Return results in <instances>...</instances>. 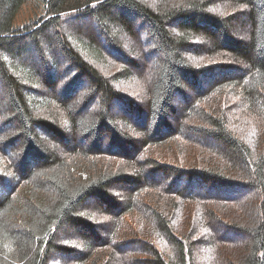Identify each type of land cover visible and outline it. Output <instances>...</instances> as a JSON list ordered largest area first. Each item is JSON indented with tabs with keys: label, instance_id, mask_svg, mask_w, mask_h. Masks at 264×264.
Wrapping results in <instances>:
<instances>
[{
	"label": "trees",
	"instance_id": "obj_1",
	"mask_svg": "<svg viewBox=\"0 0 264 264\" xmlns=\"http://www.w3.org/2000/svg\"><path fill=\"white\" fill-rule=\"evenodd\" d=\"M22 5L37 13L16 22ZM238 23L241 33L233 34ZM126 41L135 45L128 46L132 52L123 50ZM140 53L144 63L134 60ZM203 75L207 78L200 80ZM225 85L256 99V112L264 117V0H0V155L9 161L6 174L0 173V264H48L51 254L57 255L54 264H110L116 253L132 254L130 262L117 264H133L136 250L146 247L154 264H196L192 250L187 252L190 262L184 251L183 238L191 240L192 231L221 244L243 242L245 235L249 241L237 247L242 250L230 264H264V132L254 135L250 145L243 129L250 132L254 125L235 118L228 107V115L215 116V107L201 112L208 125L190 119L197 101H209ZM137 88L147 96L139 98ZM176 93L188 101L181 98L174 108ZM111 102L123 106L125 116H136L135 122L117 119L109 111ZM140 114L145 121L138 120ZM168 115L175 118V132ZM161 129L167 134L158 135ZM180 129L203 142L180 135ZM173 134L227 162L233 156L239 163L233 166L246 179L219 168L182 166L183 154L173 156L155 145ZM67 137L73 144L65 142ZM108 158L122 164L104 163ZM200 158L185 156L190 163ZM26 183L32 192L22 198L40 201L20 214L16 200ZM156 186L160 196L169 198L166 206L142 198L144 188ZM252 188V201L243 207L252 210L254 201L259 213H250L247 222L234 217L229 222L210 208L203 210V218L188 214L183 230L166 216L181 206L178 201L238 205ZM120 193L127 194V201ZM136 194L145 202L137 203ZM137 204L144 214L157 216L158 229L177 250L174 256L163 259L148 234L120 225L118 217L131 222ZM18 216L32 220L22 230L7 228ZM192 220H198L195 228ZM63 229L69 234L60 238ZM220 248L214 257L225 261Z\"/></svg>",
	"mask_w": 264,
	"mask_h": 264
},
{
	"label": "rangeland",
	"instance_id": "obj_2",
	"mask_svg": "<svg viewBox=\"0 0 264 264\" xmlns=\"http://www.w3.org/2000/svg\"><path fill=\"white\" fill-rule=\"evenodd\" d=\"M37 13L36 10L34 9H30V5H22L21 9L19 10L18 14L14 17V20L16 22H20V21H24L27 18L33 16L34 13ZM67 28H73V25L67 24L66 26ZM242 30V27L240 26V23H238V27H236L235 29L232 30L233 34H240ZM123 38H127L126 34H121ZM241 36V35H238ZM127 44V41H126ZM129 47H135V45L129 43L126 46H123V50L125 52H132L131 49L132 48H128ZM135 54V52L133 53ZM133 54L131 55V58L133 57ZM134 58V57H133ZM136 61H138L139 63H144L146 58H144L143 53H140L137 57H135ZM100 64H102L100 62ZM148 72L150 70H147ZM227 71L223 70L220 72H215L213 76H217L219 74H225ZM17 75L20 74V72L15 73ZM143 74H139V76H137V79L139 81H143ZM121 78V77H120ZM207 78V75H203L200 76V80H203ZM128 79V78H127ZM188 82H192V79H188ZM143 84V82H142ZM138 92H139V98L140 97H144L147 96L146 91L143 88H137ZM1 95L3 96V92H0ZM230 95L232 97L229 96L228 99H225L227 95ZM216 96L217 98H215L214 100L213 97ZM98 98L95 99V101H97ZM245 99L249 100V104H244ZM215 100H220V103L218 105H215ZM239 101L237 102V104L235 105L234 102L235 101ZM260 101L261 98L259 99ZM181 101V97L178 93L175 94V98L172 100L173 106L174 108L177 107V103ZM4 103V101H3ZM3 103L1 102L0 105L3 106ZM141 104H144L143 102ZM197 104L199 105L197 109H192L190 112V119L195 120V117H198V120H195V123H199L202 125H208L205 121H202L200 119L201 116V112L203 111H213L212 108H216V111L213 112L215 114V116L220 115V113H224L226 115H228L227 112V108L231 109L234 114H235V118H242L241 121L245 122V121H251L252 125H254V128L252 131H248L247 129H243L244 130V134L245 137L248 141V143L251 145V141L254 135L260 136L262 135V133L264 132V130L260 129L262 128V125L264 126V117L259 118L256 109L258 107V101H256V99L252 100V97L248 96V97H243V95L241 93H238V90L234 87H230V86H224L222 90L220 91H216L214 92L211 97L209 98V101H204L203 103H200L199 101H197ZM179 105V103H178ZM127 108V107H126ZM89 111V108H86ZM85 109V111H86ZM109 111L112 114H116L118 117L117 119H119L121 122L127 121L128 119L131 120L132 122H135V118L136 116H133L132 113H127L126 116L123 112V106H119V104H117L116 102H114L112 104L111 102V106L109 107ZM169 117V124H170V131L171 132H175L176 130V125H175V118L171 117L170 115H168ZM126 117V118H124ZM145 114H140L138 120L139 121H145L146 118ZM186 117V116H185ZM184 117V118H185ZM194 122V121H192ZM232 124L235 125L236 123V119L232 120L231 122ZM13 124L11 123L10 126H12ZM167 133L165 131H163L162 129L160 130L158 135H166ZM179 134L183 135L193 141L196 142H203L202 139L196 135L195 133L189 132L186 129H180L179 130ZM169 138V137H168ZM204 140L212 142L211 138L209 137H204ZM259 140V139H258ZM258 140L256 141V143L258 142ZM67 144H73L72 140L70 137H67L66 141ZM46 145H51L49 142L46 143ZM156 146H159L157 148H161L164 150H168V151H173L172 155L175 156L178 154H183L181 156L182 158V166H197L200 168H205V167H213V168H219L222 169L225 172V175H228L230 177H234V178H239V179H246V177H242L243 176V172L239 170V168H237L236 166H233L232 162H236L238 163L235 159H233V156L231 158V162H227L225 159H223L224 157H220L216 154H212L209 153L208 151H205L202 148H199L198 146H196L195 144L189 142L187 139L180 137L178 135H171L170 138L166 141H163L162 143H156ZM138 148V146H137ZM57 150L59 152H61V148H57ZM113 150H120L118 147H114ZM199 155L201 156L199 162L197 163H190V160L185 159V156H188L189 158L192 157V155ZM156 159H165L163 158V156H160L158 154H156L154 156ZM104 163L106 164H113V165H118V164H122V162L118 159L115 158H108L104 161ZM239 164V163H238ZM29 165L30 166H35V164L33 165V162L29 159ZM9 166V161H5L4 159H2V156L0 155V173H4L6 174V171L4 169L8 168ZM119 168H121L123 171H126L127 173L132 172L129 167L127 166H119ZM134 171V170H133ZM33 184V183H32ZM8 189V186H5ZM157 187V188H156ZM156 187H148V188H144L141 191V196L143 199H150V203H156L158 206L159 205H167L169 198H167V196L163 195L160 196L161 194L158 193V191H160V188H158V186ZM121 188H118L117 191H121ZM23 195L21 197H19V199H17L16 201V208L21 209V212H27L31 207H33V203L35 201V203H37V201H40L39 198H35L34 201H31V199L29 201H27L26 199H23V196H28L31 192H32V188H31V184L30 183H26L23 186ZM253 192H255V189H250L248 191V193L250 194L245 200H241V204L238 205H234L233 203H228V204H222V203H217V204H203L199 201H189V202H185L184 204L181 203L180 201H178V204L181 205L179 206L175 211H172L173 215L167 214L166 212V216L169 218L170 224L173 226H178L180 228H182L184 230V228H186V216L189 214V217H194L197 218H203V210L206 209L209 211L210 208L217 210V213L220 214V216L222 215L227 221L229 222H233V217L238 219L240 222H247L248 219V215L250 213H259L257 211V205L256 203L253 201L254 203V210H246L243 207V204H245L248 201H252V197H253ZM120 198H122L124 201H127V194L125 193H120L119 194ZM134 200L137 203H141V202H145L143 201V199H141L139 194L136 195H132ZM93 205V203H88V207L89 209H91V206ZM172 205H175L174 203H172ZM204 205H206L205 207H203ZM93 207V206H92ZM159 209H163L162 207H160ZM135 212H132L129 217L131 219V222H126L124 221L123 217L120 219V217H118V222L120 223V225H125L128 227H131L132 229H134L136 232H140L142 233H146L148 234L147 236H150L152 241L157 245V248L161 250L162 252V257L163 259L166 260V258H169V256H174V253H177V250L175 251V249H173L169 243L170 241L162 235V233L160 232L159 228V221L157 219V216L155 214L152 215L148 214H144L142 212V208L140 206V204H137V209H135ZM207 215V214H206ZM101 216L103 218H106L108 215L105 213H101ZM142 216H146L148 219H144V221L141 220ZM19 217V216H18ZM17 217V220L13 221L12 223H10V221L8 222L7 228H9L10 230L12 229H16V230H22L23 225H26V222H28L27 220L31 221L32 219L29 218L28 216H25L24 218L22 217ZM11 220V218H8ZM30 223V222H29ZM196 224H198V220L193 221L191 223L192 228L196 227ZM134 224V226H133ZM66 230V229H65ZM63 229V231L58 232V236L60 238H62L65 234H69L67 233ZM177 231L179 233H182V230L177 228ZM192 233V238L191 240H185L183 237V240L186 244H188V248H185V259L186 261H191V255H188L187 252H191L192 250V256L194 258L193 261H195L196 264H200L201 262L203 263H209V264H230L233 261V255L236 256V254H238V252H240L242 249L238 250L237 247H241V245H244V243L246 244L249 241V238L245 235H242V240L243 242H239L236 244H221V243H212L210 242V235L207 234L205 236L200 235V231L196 232H191ZM143 235V234H142ZM144 236V235H143ZM227 237L231 238L230 235H226ZM197 238V240H196ZM192 242V244H191ZM190 245V247H189ZM167 246L169 248H167ZM217 246L221 247L220 250L222 251L223 255H225V261H219L214 257L215 254V249L217 248ZM79 247V246H78ZM81 248V247H79ZM105 252H107V249H104ZM137 251V257L135 258V260L133 261V264H154V258H151V254L152 252L148 250V248H141L136 250ZM213 252V253H212ZM212 253V257L208 258V254ZM57 257L56 254H51L50 255V261L48 264H54V260ZM124 257V258H123ZM148 257V258H147ZM132 258V254L131 253H122V255L120 253H116L115 258H113L112 260H110V264H117V262L119 263V260L122 259V261L124 260L125 262H130ZM147 258V259H145ZM124 264V263H121ZM190 264V263H189Z\"/></svg>",
	"mask_w": 264,
	"mask_h": 264
}]
</instances>
